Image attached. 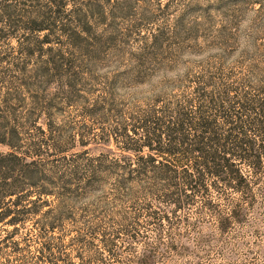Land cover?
I'll return each instance as SVG.
<instances>
[{
	"label": "rangeland",
	"instance_id": "1",
	"mask_svg": "<svg viewBox=\"0 0 264 264\" xmlns=\"http://www.w3.org/2000/svg\"><path fill=\"white\" fill-rule=\"evenodd\" d=\"M258 1L264 5L72 0L48 36L53 43L47 56L61 59L59 70L48 65L43 72L46 54L25 57L20 51L26 31L19 22L27 19L15 15L14 37L0 42V135L17 133L21 150L39 149L28 160L50 180L72 167L135 165L153 153L125 149L141 143L143 121L152 126L163 116L166 123L177 114L195 116L198 108L213 115L207 94L222 85L232 101L257 94L245 67L264 69V9L257 12ZM12 3L15 14L48 11L46 0ZM66 28L78 38L68 42ZM20 66L23 74L16 71ZM118 176L124 178L101 176L72 198L47 197L48 207L39 211L48 215L28 219L12 236L14 243L0 242V264H264V164L246 194L218 188L173 210L148 179L120 183ZM233 208L240 213L236 221ZM223 219L229 221L224 228ZM9 229L0 227V237Z\"/></svg>",
	"mask_w": 264,
	"mask_h": 264
},
{
	"label": "trees",
	"instance_id": "2",
	"mask_svg": "<svg viewBox=\"0 0 264 264\" xmlns=\"http://www.w3.org/2000/svg\"><path fill=\"white\" fill-rule=\"evenodd\" d=\"M14 1L0 0V42L14 37L19 28L13 21L14 17L26 18L25 22H19L20 29L26 31V36L21 37L26 46L20 51L25 57L34 52L46 54L41 61L42 72L48 65L53 71H58L61 59L57 62L47 56L53 43L48 36L55 20L72 0H46L49 17L47 12H37L34 16L31 12V16H27V11L15 14L16 9L12 6ZM39 1L19 0V3L36 6ZM256 5L257 12L262 13L264 5L260 1ZM80 25L81 20H76V28L79 29ZM257 25L260 27L261 24ZM41 32L45 33L39 38ZM63 36L68 42L78 38L75 31L67 28L63 29ZM43 45L46 47L42 48ZM16 71L23 74L24 66L16 67ZM245 77L247 80H256L257 94L249 97L238 94L236 100L232 101L228 97L231 91L227 86L222 85L218 91L210 87L207 101L213 107V115H203L205 112L198 108L195 116L177 114L166 123L161 121L163 116L155 117L152 126L143 121L141 143L139 146L128 144L125 149L137 152L133 148L146 147L153 153L138 157L133 166L112 163L108 166H84L82 170L72 167L50 180L46 179L41 168L28 160L38 156L39 149L21 150L17 133L7 137L0 135V147L6 149L5 152L0 151V227L10 226L6 234L0 237V242L6 246L7 243H14L11 241L12 236L28 219L48 215V210L39 211L40 208L48 207L47 197L57 200L72 198L76 193H84L87 188H91L101 180V176L121 174L124 178L118 176L121 178L120 183L146 178L161 188L160 197L172 210L181 208L190 196H202L218 188L246 194L250 178L259 174L264 164V69L249 64L245 67ZM197 90L195 88L198 94L202 91ZM200 94L203 96V92ZM230 102L235 107L225 105ZM135 143L138 144V141ZM156 157L164 158L165 161L158 162ZM243 166L246 168L245 173L241 172ZM230 215L236 221L240 213L233 208ZM220 222L222 228L229 224L228 219ZM47 223L44 222V225L52 228L54 221Z\"/></svg>",
	"mask_w": 264,
	"mask_h": 264
}]
</instances>
